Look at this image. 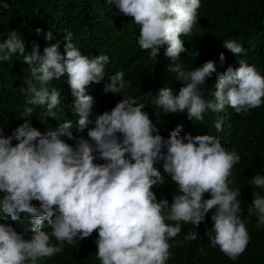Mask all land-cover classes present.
<instances>
[{"label":"clouds","instance_id":"9594fccd","mask_svg":"<svg viewBox=\"0 0 264 264\" xmlns=\"http://www.w3.org/2000/svg\"><path fill=\"white\" fill-rule=\"evenodd\" d=\"M105 2L134 18L140 26L137 43L153 60L161 48L173 61L188 51L181 37L191 34L197 25L201 0ZM36 31L39 34L42 30ZM44 38L51 41L54 37L49 31ZM64 40L63 55L59 43L45 47L43 55L34 44L26 54L16 31L0 41V63L19 55L38 82L29 80L20 88L26 97L20 114L24 122L6 138L0 130V264H37L61 253L65 242L74 244L94 231L98 232L96 255L100 264H168L172 255L169 241L181 232V222L198 227L210 211L213 225L205 232L210 247L218 246L235 261L250 241L241 219L240 190L229 187L240 154L224 147L219 133L224 118L232 123L230 137L238 141L234 121L264 104V75L241 59L239 67L229 66L219 75L211 92L213 99L205 100L201 88L215 71L214 63L205 62L194 70H185L177 63L172 71L182 84L178 94L171 88L161 89L153 103L166 113H186L189 120L200 122L209 110L233 113L218 117L216 130L211 128L203 135H181L183 125L178 124L165 139L145 105L127 95L110 112L98 115L94 126L88 128L89 116H94L91 110L98 105L86 94V88L105 81L110 58L82 54L71 31L65 30ZM224 47L236 56L246 54L235 40H225ZM220 59L224 60L223 54ZM65 74L75 97L72 110L79 116L78 130L88 128L87 138L73 137L70 120L46 134L31 123L37 107L44 109V117L56 118L61 94L50 88V83ZM127 87L124 73L117 71L105 81L103 91L121 94ZM161 162L163 172L178 186L171 204L158 199L153 190L163 180L157 167ZM251 183L264 189V175H255ZM206 193L211 198L205 199ZM253 196L247 208L249 217L255 215L257 228L264 227V195L254 192ZM33 201L39 202L38 206ZM9 216L12 221L29 220L30 229L17 232L8 222ZM45 221L50 231L45 230ZM29 233L30 238L25 239ZM53 238L58 243L53 244ZM185 239L195 241L197 234L189 233Z\"/></svg>","mask_w":264,"mask_h":264},{"label":"trees","instance_id":"16d2710c","mask_svg":"<svg viewBox=\"0 0 264 264\" xmlns=\"http://www.w3.org/2000/svg\"><path fill=\"white\" fill-rule=\"evenodd\" d=\"M198 23L193 32L181 37L188 50L182 53L179 60L173 61L164 55L161 48L158 57L153 60L148 50H143L137 43L140 26L134 23V18L124 16L114 5H108L105 0H0V41L7 38L10 31H16L25 44L26 54L31 53L33 45L38 44L40 54L45 47L59 43V52L64 54L65 30L73 33V43L84 55H108L110 62L105 67V81L117 71L124 73L128 87L121 94L104 93L105 81L91 84L86 88V94L91 95L98 106L92 108L88 128L94 126L95 119L104 112H110L124 96L134 97L138 103L145 105V111L150 119L157 124L160 134L167 139L169 133L178 124L183 125L181 135L187 132L193 137L216 130L214 121L223 114L231 117L232 112L214 113L211 110L204 114V121L189 120L186 113H166L162 107L153 103L159 91L171 88L178 94L181 82L172 71L177 63L185 70H194L205 62H213L215 71L206 78L201 88L205 100L213 99L212 93L219 75L229 66L239 67V60H245L249 65H255L264 75V0H201L198 10ZM37 29L42 31L38 34ZM51 31L53 40H45V34ZM225 40H235L241 44L246 54L234 55L224 47ZM166 47V46H165ZM221 54L224 60H221ZM37 83L31 75L30 66L19 55L12 60L0 63V130L6 138L24 122L20 117L25 106L26 97L20 92L26 81ZM65 74L60 80H53L50 88L55 87L61 94V104L56 110V118L44 117V109L37 107L31 123L42 134L55 130L60 122L70 120L75 139L87 138L88 128L78 130V114L73 112L75 97L67 82ZM231 106H226L229 108ZM235 128L238 141L235 142L232 123H226L223 118L219 138L222 145L235 149L240 154V161L232 169L230 189L240 190L238 199L241 201V219L245 221L250 235V241L244 253L235 261L223 254L219 247H210V241L205 232L211 229L212 211L205 220L196 227L191 223L181 222V232L169 241L172 255L168 264H264V227L257 228L256 216L249 217L247 208L254 199L253 193L264 195V189H257L251 179L264 175V104L239 115ZM224 136V140L223 137ZM74 144V140H68ZM17 141L13 140V145ZM97 163L103 161L97 160ZM160 169L163 180L154 187L158 199H167L171 204L173 196L178 192V186L171 177ZM182 194V193H181ZM205 199L211 198L205 194ZM32 203L38 206L39 202ZM8 222L17 230L24 232L30 229V221L21 218ZM47 221L45 230L50 231ZM195 232V241L185 237ZM98 232L90 237L77 240L74 244L65 242L63 251L59 254L37 261V264H100L96 252ZM30 238V233L25 239ZM52 243H58L55 238ZM203 249V252L200 250Z\"/></svg>","mask_w":264,"mask_h":264}]
</instances>
